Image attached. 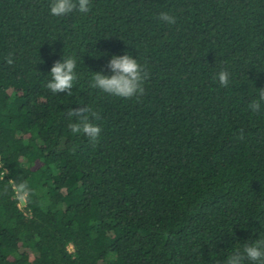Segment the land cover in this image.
Wrapping results in <instances>:
<instances>
[{
	"label": "trees",
	"instance_id": "1",
	"mask_svg": "<svg viewBox=\"0 0 264 264\" xmlns=\"http://www.w3.org/2000/svg\"><path fill=\"white\" fill-rule=\"evenodd\" d=\"M50 3L0 0V264H224L264 238V104L248 108L264 0H91L62 17ZM126 53L150 72L145 95L93 88ZM68 56L72 95L53 94ZM84 106L101 116L95 143L68 127Z\"/></svg>",
	"mask_w": 264,
	"mask_h": 264
},
{
	"label": "clouds",
	"instance_id": "2",
	"mask_svg": "<svg viewBox=\"0 0 264 264\" xmlns=\"http://www.w3.org/2000/svg\"><path fill=\"white\" fill-rule=\"evenodd\" d=\"M50 14L56 17L66 16L74 11L88 13L91 10V0H51ZM158 22L169 26L177 24L178 17L173 12H160L156 17ZM6 62L13 64L11 55ZM106 67L111 75H104L103 72H95L92 77V87L103 93L124 99L141 97L145 95V82L150 78V72L146 65H142L137 58L131 54L113 55ZM77 59L74 56L63 57L62 61H56L50 70L51 79L47 82V89L53 94L66 93L72 95L76 74ZM232 73L227 68H221L214 79L218 80L222 88H227L231 82ZM258 98L251 99L248 108L259 114L264 104V88L258 89ZM69 118L75 117V121L69 123L68 127L73 134L83 133L93 143L97 141L101 128L93 123V120H100L98 112L90 107H78L69 109ZM243 129L240 130L239 139H243ZM21 189L24 185L19 186ZM245 260L252 264H264V238L257 239L253 243H245L242 250L237 249L227 256L224 264H244Z\"/></svg>",
	"mask_w": 264,
	"mask_h": 264
},
{
	"label": "built area",
	"instance_id": "3",
	"mask_svg": "<svg viewBox=\"0 0 264 264\" xmlns=\"http://www.w3.org/2000/svg\"><path fill=\"white\" fill-rule=\"evenodd\" d=\"M23 200H24V198H23ZM23 205H24V203H21V202L19 203L20 208H23ZM70 248L73 249V246H71Z\"/></svg>",
	"mask_w": 264,
	"mask_h": 264
}]
</instances>
